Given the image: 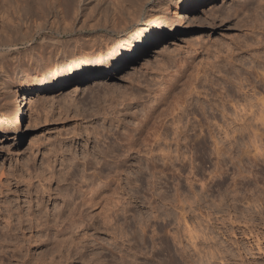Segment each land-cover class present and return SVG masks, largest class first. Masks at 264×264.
Listing matches in <instances>:
<instances>
[{
  "label": "rangeland",
  "instance_id": "rangeland-1",
  "mask_svg": "<svg viewBox=\"0 0 264 264\" xmlns=\"http://www.w3.org/2000/svg\"><path fill=\"white\" fill-rule=\"evenodd\" d=\"M30 1L23 20L0 13V119L36 99L0 130V264H264V0H70L65 26L87 22L71 33ZM156 17L160 41L134 68L54 102L34 89L107 70ZM185 99L210 136L187 130Z\"/></svg>",
  "mask_w": 264,
  "mask_h": 264
},
{
  "label": "bare ground",
  "instance_id": "bare-ground-1",
  "mask_svg": "<svg viewBox=\"0 0 264 264\" xmlns=\"http://www.w3.org/2000/svg\"><path fill=\"white\" fill-rule=\"evenodd\" d=\"M28 1V0H27ZM27 1H18V0H3V2L4 3H2L1 2V4H0V13H1V11H3L4 13L3 14H5V10L8 8V6H11L12 5V9L11 10H13L16 14H18V13H20V15L18 14V15H16V18H21V20H23L24 18L23 17H26L25 15L27 14L28 15V13L29 12H31L33 9H31V7H30V5H31V3L29 4V2H27ZM30 1V0H29ZM33 1H35L34 3H38V6L39 5H42V8H44L45 9V7H43V6H45V4H47L46 6H48V7H50V9L54 12V16H52L53 17V25H56V24H59V25H61V23L63 22V24H64V22H66V20H65V13L66 12H73L75 15L73 16V18L75 19L76 18V16H77V12H79L78 10V7L77 8H75V6H71L70 7V3H69V1L70 0H62L63 1V7H61V9H60V12L61 13H63V15L61 14L60 15V13L56 10V8H58V7H56L58 4H56L55 2L54 3H49V0H31L30 2H32V5H33ZM37 1V2H36ZM59 0H57V2H58ZM72 1V0H71ZM193 1H201V0H178V5H179V7H180V9H181V11H184L188 6H190L192 3H193ZM74 1H72V3H73ZM76 2V1H75ZM11 3V4H10ZM61 3V2H60ZM71 3V4H72ZM10 4V5H9ZM62 4V3H61ZM34 5H37V4H34ZM76 5V4H75ZM258 6L257 7H260V6H262V4L261 3H258L257 4ZM38 6H37V8H38ZM36 7V6H35ZM41 7V6H40ZM42 8H41V12H42ZM72 8V10H70ZM116 8V7H115ZM30 9H31V11H30ZM78 9V10H77ZM83 9V8H82ZM117 9V8H116ZM70 10V11H69ZM115 10V9H114ZM12 11V12H13ZM50 11V10H49ZM83 11V10H82ZM129 11V10H128ZM133 13H132V12ZM131 11H130V13L128 14V16H126V18L124 19V24H123V27L122 28H119V27H117L115 24H113L112 23V25H111V27H112V30L114 31V32H120V31H124L125 29H127V28H129L130 26H131V21L133 20V18H136V14H137V9H135V11L134 10H132V8H131ZM7 12V11H6ZM14 12H13V14H14ZM35 12V11H34ZM46 12V11H45ZM51 12V11H50ZM53 12H52V14H53ZM10 13V12H9ZM58 13V14H57ZM119 13V12H118ZM2 14V15H3ZM8 15V14H7ZM43 15V14H42ZM0 16H1V14H0ZM14 16V15H13ZM31 16V15H30ZM45 16V15H44ZM59 16L61 17V18H59ZM67 16V15H66ZM47 17V16H46ZM8 16H7V19H6V15H5V18H3L2 17V20L0 21V24H2V27H4V28H6V29H10V27H9V24L10 23H8L7 24V22L6 21H8ZM10 18H12V17H10ZM56 18V19H55ZM59 18V19H58ZM107 18V17H106ZM1 19V18H0ZM26 19V18H25ZM44 19H47V18H44ZM83 19V18H82ZM105 19V18H104ZM108 19V18H107ZM20 19H18L17 21H19ZM57 20H62V22L61 23H56V22H54V21H57ZM65 20V21H64ZM10 21V20H9ZM8 21V22H9ZM13 21H14V19H13ZM16 21V22H17ZM50 21V20H49ZM10 22H12V21H10ZM24 22V21H23ZM50 22V23H51ZM59 22V21H58ZM48 23V22H47ZM56 23V24H55ZM87 23V22H86ZM85 23V20H83L82 21V23H81V25H79V27H77V29L76 28H74V29H76L77 31H83V29H85V28H87V26L85 25L86 24ZM103 23H104V21H103ZM102 23V24H103ZM39 24V23H38ZM43 25H45V23H42ZM62 24V25H63ZM105 24V23H104ZM17 25H19V22H18V24ZM25 25V24H24ZM51 25V27L53 26L52 24H50ZM62 25L60 26V27H62ZM67 25V24H66ZM97 25V24H96ZM13 26H15V25H13ZM57 26V25H56ZM102 26H104V25H102ZM160 26H162V19H161V17H156L155 19H153V21H152V25H151V27L146 31V33H144V35L140 38V40H139V42H138V44H139V49L137 50V52H133V51H127L126 53H124V54H122V55H118L117 56V60L110 66V67H108V69L107 70H101V69H99V67L98 68H95V69H93V70H91V69H89V71H87V73H82V72H84V71H80V75H67V76H59V77H56V78H53V79H51L49 82H46V83H43V84H40V85H35L34 86V89L35 90H37V91H40V90H46V91H56V90H58L57 92H53V93H51L49 96H48V99L51 101V102H54V101H57L56 99H55V97L56 96H58L59 94H63V93H65V92H67L66 93V96H67V94H69V92L70 91H75V90H77V89H80L81 88V86H82V84L83 85H85V83L87 82V81H90V80H95V79H100V80H102V79H107V78H109V77H111V76H113L114 74H116L117 73V71L118 70H122V69H124V68H134V66H135V63H137V62H139L141 59H143V60H145L147 57L145 56L144 58H143V56L147 53V51H148V49H149V47H155L157 44H158V42L160 41V38H161V33L159 32V27ZM16 27V26H15ZM14 27V28H15ZM44 27V26H43ZM100 27V26H99ZM48 28V27H47ZM46 27H45V29H47ZM5 29V30H6ZM16 29V28H15ZM14 29V30H15ZM43 29V28H42ZM50 29V28H49ZM48 29V30H49ZM53 29H55V26L53 27ZM73 26H72V23L70 24H68L67 26H65V24L63 25V27H62V29H58V30H56V31H58L59 33L60 32H72L73 30ZM57 32V33H58ZM141 50V52L139 53V51ZM91 70V71H90ZM77 76V77H76ZM217 82V81H216ZM216 82H210L211 84L213 83V84H218V83H216ZM209 83V84H210ZM196 87V85L194 84L193 86L191 85L190 86V89H189V91H191L192 89H194ZM211 87V86H210ZM29 89H31L30 88V85H28V86H25L22 90H23V92L25 93V91H27V90H29ZM76 92V91H75ZM225 92H226V96L225 97H229V96H231L230 95V93H229V90L228 89H225ZM218 93H216V97L215 98H219L220 99V101L222 102V103H224V101L226 100H224V95L223 96H219V95H217ZM64 96V95H63ZM210 96H212V95H210ZM63 98H65V97H63ZM67 98V97H66ZM70 98H68V100H69ZM23 100H25V102H24V104H22V101ZM27 100V101H26ZM36 99H35V97H33V96H29V97H25V96H23V97H21L20 99H18V97H16L15 99H14V101L12 102L13 104H12V113H11V115H10V117H5V116H3L1 119H0V122L2 123L1 125H0V130L2 131L4 128H6V127H8V126H18L19 125V123L21 122V120L23 119V116H24V113H23V107H24V105H25V103L27 102V104L28 105H32L33 103H34V101H35ZM229 101V100H228ZM71 102H72V100L70 99V104H71ZM183 102H185V103H187L186 105H184V110H185V112H186V117H187V119H186V122H188V129L187 130H194L196 127H198V128H200V129H203L204 127V129L205 130H207L208 131V133H209V136H210V134H211V127H210V123L209 124H206V126H204L203 125V123L201 122V117L199 118V119H197L196 118V116H197V114L199 113L198 112V109H200V113L203 115L204 113H205V109H204V106L203 105H199L198 107L196 106V105H193L192 103H188V99H185ZM73 103V102H72ZM36 104V103H35ZM11 111V110H10ZM182 113H183V111L181 110V114H180V116L182 115ZM184 115H185V113H184ZM189 116V117H188ZM191 116V117H190ZM204 116V115H203ZM202 116V117H203ZM190 118H192V120L190 119ZM197 129V128H196ZM203 129V130H204ZM185 130V129H184ZM183 129H180L179 130V133H182L183 134V136H185V137H187V138H189L188 139V141H186V145H188L189 147H190V149H194V148H197L198 146H200V145H202V144H204L203 142H202V140H200L201 138H199L196 134H195V136H194V138H191V137H189V135L190 134H188L187 133V130H185L184 131ZM202 131V130H201ZM205 136V135H204ZM185 137H183V138H185ZM118 144V143H117ZM131 144V143H130ZM139 144V143H138ZM212 144L213 145H216L217 143H216V141H213L212 142ZM119 145V144H118ZM116 149V148H115ZM122 149V148H121ZM127 150V149H126ZM148 150L150 151L151 150V148H149V149H147V152H148ZM108 153V152H107ZM117 157V156H116ZM168 158V157H167ZM146 161H147V165H148V163L150 164L151 163V161H153V158H149V159H147L146 158ZM165 161H167V160H165ZM149 166V165H148ZM155 174V173H154ZM160 180V179H159ZM6 236V235H5ZM10 237V236H9ZM8 239V238H7Z\"/></svg>",
  "mask_w": 264,
  "mask_h": 264
}]
</instances>
